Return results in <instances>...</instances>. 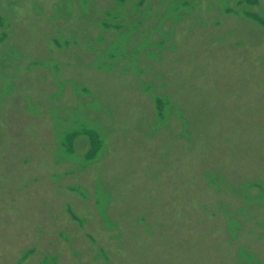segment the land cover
Listing matches in <instances>:
<instances>
[{"label":"rangeland","instance_id":"1","mask_svg":"<svg viewBox=\"0 0 264 264\" xmlns=\"http://www.w3.org/2000/svg\"><path fill=\"white\" fill-rule=\"evenodd\" d=\"M27 4L35 14L48 13L47 23L55 24L53 28H46L36 42L24 45L26 49L21 50L8 43L13 16ZM216 5L223 15L253 20L245 26V38L256 43L264 30V0H216ZM199 8L200 0H0V65L25 63V79L54 80V91L46 94L53 100L54 94L59 95L69 82L64 76L60 77L64 67L80 64L81 69L90 71V76L84 80L74 78L72 81L77 86L73 93L80 95L84 104L90 98L91 107L111 111L112 121L121 124L119 132L132 143L138 142L139 146L135 144L140 148L138 158L142 156V162L152 160L162 175L167 172L166 178L155 174L152 186H147L149 191L144 193L143 208L132 213L136 223L106 226L115 232L107 236L108 240L118 237L126 240L110 244L112 252L103 253L98 264H109L116 251L126 252L118 264H139L137 246L150 238L153 240L150 264H167L174 260L177 264H264V162L260 159L261 153L264 154V124L246 126L249 137L244 141L247 144L243 141L235 146L230 144L231 151L237 148L238 154L225 165L220 164L221 168L230 170L228 175L220 170L217 157L205 155L202 148L206 145L204 125L198 109L202 89L199 78L204 72L202 62L200 54H193L184 46L192 29L188 27L183 35H177L187 18L190 27L203 22L198 15ZM25 19L29 24L34 21ZM85 23L87 25H83ZM220 24L221 19L215 18L212 26ZM243 42L239 41L237 46ZM77 53L86 55L79 57ZM102 71L106 75L100 76ZM12 77V74H4L0 66V84H4L0 87V99L26 85L24 80L13 84ZM114 86L117 90L111 93ZM37 87L30 85V90L20 95L19 104H23L22 111L41 117L45 106L44 100L33 93ZM131 89L133 93L129 98ZM228 90L226 86L225 92ZM191 101L197 102L194 107ZM48 112L54 122V109L50 107ZM60 121L62 130L57 138L62 153L55 163L73 160V167L61 176H65L62 179L65 189L76 194L77 199L62 200L57 210L51 211V220L67 221L53 227L55 239H49L46 244L50 248L56 238H65L74 253L67 256L61 253L64 264L73 256L83 257L85 264H96L88 263L89 256L86 258L74 250L80 251L84 246L86 251L83 252L87 253V241L91 244L98 241L90 228L89 218L82 211L84 200L90 196L78 181L65 178L74 176L104 152L107 136L102 126L109 125V119L106 117L100 125L88 114H82L71 121L68 117ZM156 121L162 133L154 137ZM27 128L33 131L31 124ZM84 131L91 132L96 139L94 150L91 138ZM72 133L68 143L66 136ZM157 141L159 149L155 146ZM17 144L26 146L23 142ZM206 148L209 150L211 146L206 145ZM245 150L250 160L244 162L239 154ZM168 155L173 157L172 167L167 161ZM160 159L165 161L163 166L167 168L159 165ZM19 161L22 165L30 162V154L20 156ZM140 167L137 170L142 172L143 166ZM4 170H13V166L6 164ZM40 178L37 175L25 180L36 183ZM105 184H99L97 191ZM28 185V182L22 183L20 189L24 192L29 189ZM131 188L134 189L133 184ZM99 199L97 196L96 202ZM145 207L150 208L148 213ZM113 219L119 222L116 217ZM83 228L86 232L77 242L75 231ZM41 230L42 227L37 228V235H41ZM25 237L12 252H19L14 264H23L36 250L34 244H23ZM136 237L140 244L130 243V239ZM141 250L144 255L143 246ZM49 254L36 264L51 262L55 254ZM96 258L95 255L93 260Z\"/></svg>","mask_w":264,"mask_h":264},{"label":"bare ground","instance_id":"2","mask_svg":"<svg viewBox=\"0 0 264 264\" xmlns=\"http://www.w3.org/2000/svg\"><path fill=\"white\" fill-rule=\"evenodd\" d=\"M35 13L32 7L27 4L23 9H20L18 14H14L10 30L11 38L8 44L25 50L24 45L36 42L46 28L54 27L52 25L55 22L47 23L46 21L49 19L47 18L48 13L45 15ZM198 15L203 22H197L195 26L190 27V20L187 18L183 27L181 26V30L177 31V35H183L188 27L193 31L191 35H188L184 46L193 54H200L201 67L204 71L199 78L202 89L198 109L204 125L205 142L206 145L211 146V149L208 150L203 141L202 148L205 149L207 157H217L219 168H221L220 164L225 165L238 154L237 148L236 151H231L233 148L230 144L233 143L232 145L235 146L241 141L247 144V141H244L249 137L246 126L252 123L264 124V117H259L264 116L262 113L264 110V60L262 59L264 56V30L260 32V38L256 43L253 40L249 42L250 40L245 38V26H248L249 21L253 20L223 15L216 5V0H200ZM25 18L34 21L29 24L24 22ZM215 18L221 19V24L218 27L212 26ZM239 41L244 42L237 46ZM76 55L80 57L86 53H77ZM0 66H2L4 74L13 75V84L23 80L26 84L0 99V263L14 264L19 252H12L18 249L19 243L22 242L25 235L23 244L26 242L34 244L36 250L23 264H36L41 258L50 255V252L55 255H53L52 261L47 264H64L61 253L64 256L73 255L74 251L71 250V245L65 238H56L50 248L46 244L49 239H55L53 227L64 225L67 221L65 220L64 223V221L51 220L49 216L51 211L57 210L59 202L62 200L77 199L76 194L65 189L62 184V179L65 176H61L73 167V160L69 159L68 162L64 161L60 164L55 163L62 153L57 135L62 130L60 120L68 117L71 121L79 115L88 114L92 121L100 125H103L106 117L109 119V125L102 126V130L107 136L105 150L94 162L80 168L74 176L65 179H74L87 189L90 198L84 200L82 211L89 218L90 228L95 231L98 238L95 244L87 241V253L83 252L86 251L83 244L80 251L75 248L74 250L86 255V258L89 256L88 263L97 262L96 264H98L103 253L112 252L113 248H110V244H120V241L126 240V238L119 239V237L108 240L107 236L115 234V232L113 228L109 230L106 226H110L112 223L113 226H119L120 223L127 225L130 222L136 223V217L134 218L132 213L134 210L143 208L144 193L149 191L147 186H152L151 181L155 180V174L159 173L162 178H166L164 174L167 176V172H163L162 175L159 166L155 165L156 169L152 160H143L142 162V156L138 158L137 154L140 148L135 146L138 142L132 143L119 132L121 124H115L112 121L111 111H106L103 107L96 108L99 110L96 111L90 105V98H87L84 104L82 97L73 93L77 85L72 80L74 78L84 80L90 76V71L81 69L80 64L67 67L63 65L65 70L60 74V77L64 76L69 82L62 87L59 95L54 94L53 100L49 99L47 95L54 91L53 88L55 89L54 80L47 79L41 82L40 80L25 79L27 74L25 63H20V65L3 63ZM99 75L106 74L102 71L99 72ZM34 84L38 87L33 93L44 100L45 107L41 117L22 111L23 104H19L20 95L28 92L30 85ZM2 86L4 84H0V87ZM226 86H229L227 92H225ZM115 90H117L116 87H112L111 93ZM128 92L130 98L133 91L131 89ZM215 95L217 96L215 97ZM196 103V101L190 102L193 107ZM50 107L54 109V122L53 116L48 112ZM186 111L189 110L186 109ZM105 113H108L110 117L108 115L105 117ZM144 113L145 111L142 110L141 114ZM28 124L32 125V132L27 128ZM154 125L153 135L155 137L162 132L157 121ZM164 135L162 134V136ZM200 140H202L201 137ZM16 142H23L26 146L18 145ZM155 146L159 149V141L155 143ZM26 154H30L31 161L22 165L19 161L20 156ZM246 156L247 150L239 154V158L244 162L250 160ZM203 157L204 153L202 160ZM172 159V156L167 159L171 162L170 167H172ZM260 159H263L264 162V154L261 153ZM164 162L162 159L158 161L162 168ZM77 163L80 164V161ZM6 164L13 166V170H4ZM140 166H143L142 172L137 170L141 168ZM204 167L206 166H201V168ZM220 170L227 175L230 171L225 168ZM133 172H135L134 175ZM22 173L25 175L22 176ZM56 174L57 177L54 176ZM37 175L41 178L36 183L25 180ZM26 182L29 183V189L23 192L20 185ZM99 184H105V187H102L98 192ZM132 184L134 189L131 188ZM56 188H58L57 191ZM97 196L100 198L99 202L95 200ZM106 197H108L107 200ZM45 201L48 209L44 207ZM145 208L148 213L150 208ZM45 209L46 212H44ZM113 217H116L119 222ZM40 227H42V233L37 235V228L39 230ZM85 229H78L79 232L75 231L77 242L82 239ZM130 243L140 244L137 237L131 238ZM107 245H110L109 248ZM140 245L144 247L145 254L142 255L141 246H137L138 263L150 264V249L153 240L150 238ZM125 254L126 252L117 253L116 251L117 257H111L109 264H118V260L124 259L122 256ZM165 254L170 256L169 252ZM95 255L97 258L93 260ZM68 264L85 263L83 257L75 258L73 256ZM167 264L177 263L174 260Z\"/></svg>","mask_w":264,"mask_h":264},{"label":"trees","instance_id":"3","mask_svg":"<svg viewBox=\"0 0 264 264\" xmlns=\"http://www.w3.org/2000/svg\"><path fill=\"white\" fill-rule=\"evenodd\" d=\"M84 133H87V134H85L86 136H88L89 138H91V146H92V148H93V150L95 149V144H96V139L95 138H93V136H92V133L91 132H87V131H84ZM72 135H73V133L70 135V136H66V140H67V142L69 143V142H71V138H72ZM98 142V141H97ZM90 153H92V151L90 152Z\"/></svg>","mask_w":264,"mask_h":264}]
</instances>
